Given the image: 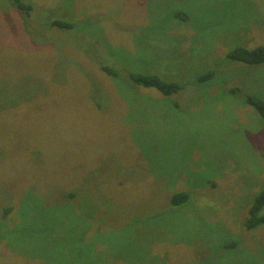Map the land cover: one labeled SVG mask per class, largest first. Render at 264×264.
Listing matches in <instances>:
<instances>
[{"label":"rangeland","instance_id":"rangeland-1","mask_svg":"<svg viewBox=\"0 0 264 264\" xmlns=\"http://www.w3.org/2000/svg\"><path fill=\"white\" fill-rule=\"evenodd\" d=\"M21 1L0 0V264H264V224L243 225L264 121L234 89L264 96V64L223 59L264 45V0ZM104 58L184 88L127 87Z\"/></svg>","mask_w":264,"mask_h":264},{"label":"trees","instance_id":"trees-1","mask_svg":"<svg viewBox=\"0 0 264 264\" xmlns=\"http://www.w3.org/2000/svg\"><path fill=\"white\" fill-rule=\"evenodd\" d=\"M15 2V5L25 11L27 14L31 12L32 5L27 3L25 4L21 0H13ZM177 19L180 17H184L181 22L183 23H190L189 26L194 30L197 31V27L195 25H192L194 23V20L191 22V17L188 15H184L182 12L175 13V16ZM52 26H57L59 28H72L74 26L73 22L62 20V19H55L51 21ZM223 59H226L228 61L237 62V63H243L246 65H260L264 64V45H257L254 47H247L242 46L240 44H235L234 46L230 47L227 51ZM100 68L101 70L109 77L111 78H119L116 79L120 81L122 84L126 85L127 87H135V86H142L145 88H152L159 93H161L164 96H171L178 91L182 90L184 87V83H181L179 81L169 80L163 77L162 69L159 66V63H149L145 70L138 71V70H126L124 71L123 75H120L121 70H119L118 67H115L110 64L109 60H106L105 58L103 61H100ZM217 74L216 69L211 68L203 73L195 74L192 76V78L189 80V82H195V83H206V82H214L215 75ZM118 76V77H117ZM96 80V79H95ZM98 83L99 92H96L97 89H95L96 94L93 93V91L90 93V99H100L104 98V93H106L105 89L103 90L102 81L96 80ZM188 82V81H187ZM229 85V82H226V86ZM101 86V88H100ZM236 92H239L241 97L244 98L245 102L253 107L255 111L261 116L262 120L264 121V96L263 94H260V92L253 93L252 91H244L240 89L239 87L234 88ZM234 92V93H236ZM73 193L69 192L67 195L72 196ZM190 192L187 191H178L174 192L170 195L169 204L170 206H179L184 203H186L189 199ZM166 203V201H164ZM264 207V190H260L256 192V195L254 196L248 210V216L245 219L243 225L246 230H251L256 228L257 226H260L264 224V214L261 213L262 209ZM238 238H234L232 241L224 242L221 246L222 248L226 249H234L238 246Z\"/></svg>","mask_w":264,"mask_h":264}]
</instances>
